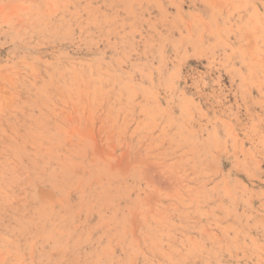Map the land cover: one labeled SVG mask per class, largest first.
Wrapping results in <instances>:
<instances>
[{
	"label": "rangeland",
	"instance_id": "rangeland-1",
	"mask_svg": "<svg viewBox=\"0 0 264 264\" xmlns=\"http://www.w3.org/2000/svg\"><path fill=\"white\" fill-rule=\"evenodd\" d=\"M0 264H264V0H0Z\"/></svg>",
	"mask_w": 264,
	"mask_h": 264
},
{
	"label": "bare ground",
	"instance_id": "bare-ground-1",
	"mask_svg": "<svg viewBox=\"0 0 264 264\" xmlns=\"http://www.w3.org/2000/svg\"><path fill=\"white\" fill-rule=\"evenodd\" d=\"M34 135V134H33ZM55 138V137H54ZM38 148V147H37ZM2 161V160H1ZM100 168V167H99ZM3 169V168H2ZM118 175V174H117ZM116 180V179H115Z\"/></svg>",
	"mask_w": 264,
	"mask_h": 264
}]
</instances>
